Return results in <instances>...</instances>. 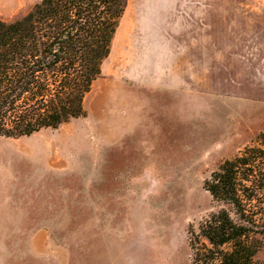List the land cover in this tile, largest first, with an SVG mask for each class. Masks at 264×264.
Here are the masks:
<instances>
[{
  "label": "rangeland",
  "instance_id": "374dc122",
  "mask_svg": "<svg viewBox=\"0 0 264 264\" xmlns=\"http://www.w3.org/2000/svg\"><path fill=\"white\" fill-rule=\"evenodd\" d=\"M115 33L84 116L0 137V264H188L204 179L264 132V89L202 71V0H127Z\"/></svg>",
  "mask_w": 264,
  "mask_h": 264
},
{
  "label": "trees",
  "instance_id": "16d2710c",
  "mask_svg": "<svg viewBox=\"0 0 264 264\" xmlns=\"http://www.w3.org/2000/svg\"><path fill=\"white\" fill-rule=\"evenodd\" d=\"M127 0H38L0 19V137L85 115ZM216 209L189 227L188 264H264V132L203 181Z\"/></svg>",
  "mask_w": 264,
  "mask_h": 264
},
{
  "label": "crops",
  "instance_id": "0c3cea01",
  "mask_svg": "<svg viewBox=\"0 0 264 264\" xmlns=\"http://www.w3.org/2000/svg\"><path fill=\"white\" fill-rule=\"evenodd\" d=\"M202 71L264 89V0H202Z\"/></svg>",
  "mask_w": 264,
  "mask_h": 264
}]
</instances>
